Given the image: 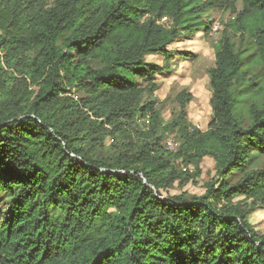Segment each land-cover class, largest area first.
<instances>
[{"label": "trees", "instance_id": "16d2710c", "mask_svg": "<svg viewBox=\"0 0 264 264\" xmlns=\"http://www.w3.org/2000/svg\"><path fill=\"white\" fill-rule=\"evenodd\" d=\"M227 7L206 130L187 123L186 91L164 125L144 98L169 67L146 58L168 61L175 41L211 30L208 10ZM235 35L252 41L264 91V0H0V264H264V233L248 221L264 209V170H247L264 152V105L243 127L235 111L254 81L239 89ZM101 131L121 140L117 156L86 152ZM206 157L216 182L203 195H163L191 176L176 163L198 177Z\"/></svg>", "mask_w": 264, "mask_h": 264}, {"label": "rangeland", "instance_id": "374dc122", "mask_svg": "<svg viewBox=\"0 0 264 264\" xmlns=\"http://www.w3.org/2000/svg\"><path fill=\"white\" fill-rule=\"evenodd\" d=\"M241 5H235L236 11L240 10ZM235 16L233 9L214 8L208 10L203 19L208 22L211 30L206 34L203 31L196 33L192 38H184L175 41L168 47L172 51V57L166 61L163 56H148L146 61L159 66L167 63L169 69L159 74L153 81L157 88L151 95L145 96V101L153 103L154 108L159 112L161 122L166 125L173 121L177 113L178 106L175 103L176 96L182 91L191 95V100L186 108V120L190 126L196 127L201 131L206 130L210 118L211 109L209 100L211 98V88L209 84L208 71L214 66V47L220 38L221 32L230 28ZM167 24L166 21H162ZM235 50L244 59L245 71L247 73L244 84L239 89H243L248 79L254 81L252 90L245 94L243 101L237 105L236 115L242 119V126L249 124L248 108L251 104L258 106L264 105V91H261L259 81L263 70L256 61V54L252 41L247 37L241 38L239 35L233 36ZM186 53L191 59H186L179 55ZM140 86H145V82L138 81ZM239 89L237 91H239ZM258 90V94H254ZM240 94H243L240 91ZM140 119L139 128L147 131L150 125L149 120ZM158 128V127H157ZM162 129L160 128L159 131ZM82 144L86 152L94 158H105L117 156L115 147L121 145V140L112 138L108 131L98 132L90 137L84 138ZM162 145L169 151H176L179 147V140L176 132L168 130L163 132ZM177 169L181 172L186 171L191 176H184L182 182H175L171 190L164 192V196H173L180 193L201 196L206 192V186L215 183V163L206 157L199 164V176L193 177L195 173L193 166L182 167L176 163ZM247 170H264V152L256 150L252 152L251 160L247 165ZM236 176L232 182L238 179ZM243 198H235L234 202L242 201ZM248 221L251 227L259 234L264 233V209L255 208L249 216Z\"/></svg>", "mask_w": 264, "mask_h": 264}]
</instances>
